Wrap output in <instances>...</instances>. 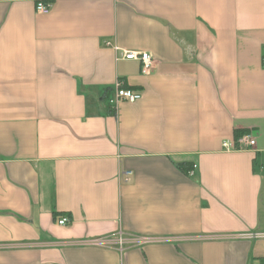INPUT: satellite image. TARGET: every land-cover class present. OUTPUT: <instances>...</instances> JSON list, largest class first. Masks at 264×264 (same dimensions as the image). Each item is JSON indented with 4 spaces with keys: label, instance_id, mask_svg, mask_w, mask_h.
Segmentation results:
<instances>
[{
    "label": "crops",
    "instance_id": "obj_1",
    "mask_svg": "<svg viewBox=\"0 0 264 264\" xmlns=\"http://www.w3.org/2000/svg\"><path fill=\"white\" fill-rule=\"evenodd\" d=\"M260 235L264 0H0V264H264Z\"/></svg>",
    "mask_w": 264,
    "mask_h": 264
},
{
    "label": "built area",
    "instance_id": "obj_2",
    "mask_svg": "<svg viewBox=\"0 0 264 264\" xmlns=\"http://www.w3.org/2000/svg\"><path fill=\"white\" fill-rule=\"evenodd\" d=\"M51 6L49 4H46L44 2H38L36 4V12L41 14V15H48L50 13ZM123 58L127 61H138L142 64V71L143 73H148V70L152 66V59L150 58V55L148 53H137L133 51L125 52L123 54ZM140 95L138 93H135L131 90L124 89L123 85L118 83L115 87V96L113 99L110 100L111 106L117 105L119 102L125 101L128 103H135L138 100H140ZM236 145L238 146L239 149H249L253 148L255 146V141L251 140L249 136H243L239 138L236 141ZM223 148L226 149L227 151H235L238 148L236 146L230 145L229 143H223ZM195 166L192 167V169L188 172L189 176L193 175V170ZM133 176L132 171H124L123 172V181L125 183H128ZM68 223V219L63 218L58 221V225L64 226ZM252 238V236H248ZM256 237V236H255ZM258 238H264L263 235L257 236Z\"/></svg>",
    "mask_w": 264,
    "mask_h": 264
},
{
    "label": "trees",
    "instance_id": "obj_3",
    "mask_svg": "<svg viewBox=\"0 0 264 264\" xmlns=\"http://www.w3.org/2000/svg\"><path fill=\"white\" fill-rule=\"evenodd\" d=\"M123 88H124V86H123ZM124 89H126V88H124ZM112 93V90L111 89H106V91H105V95L107 96V98L109 97V95ZM244 135H246V132H237L236 134H235V137H236V139L238 140L239 138H241V137H243ZM182 168V167H181ZM183 169V168H182ZM192 169V166L191 167H189V168H186V169H184V171H185V173L187 172V174H188V172L190 171Z\"/></svg>",
    "mask_w": 264,
    "mask_h": 264
}]
</instances>
